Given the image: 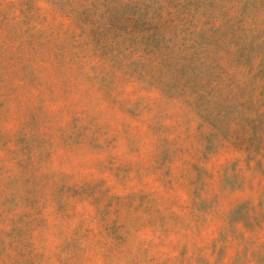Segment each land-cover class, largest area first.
I'll list each match as a JSON object with an SVG mask.
<instances>
[{
	"label": "rangeland",
	"instance_id": "1",
	"mask_svg": "<svg viewBox=\"0 0 264 264\" xmlns=\"http://www.w3.org/2000/svg\"><path fill=\"white\" fill-rule=\"evenodd\" d=\"M0 264H264V0H0Z\"/></svg>",
	"mask_w": 264,
	"mask_h": 264
}]
</instances>
